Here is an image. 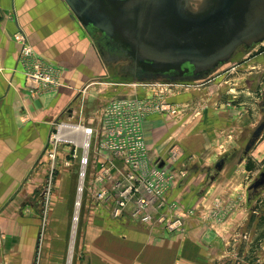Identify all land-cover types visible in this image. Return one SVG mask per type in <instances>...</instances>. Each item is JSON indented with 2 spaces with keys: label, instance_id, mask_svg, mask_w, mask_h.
Here are the masks:
<instances>
[{
  "label": "crops",
  "instance_id": "crops-1",
  "mask_svg": "<svg viewBox=\"0 0 264 264\" xmlns=\"http://www.w3.org/2000/svg\"><path fill=\"white\" fill-rule=\"evenodd\" d=\"M19 26L26 31L40 57L67 68V72L61 75L62 87L54 91H31V82L19 70V45L14 40ZM90 37L92 35L84 30L62 0H0V264L56 263L54 230L59 231L55 235L61 236L62 250H66L64 228L68 223L65 220L70 217L68 208L71 201L78 199V195L73 194V186L74 179L76 186L79 183L80 164L78 162L76 166L73 159L66 158L60 178L53 185L52 157L46 152V147L52 119L61 114L62 108L68 106L81 86L85 87L84 79L80 80L76 71L88 67V59L93 51H97ZM247 77L246 82L260 79L256 73ZM79 81L83 84L79 85ZM137 92L141 93V90ZM242 92L249 95L250 88ZM180 95L172 97V102L195 101ZM242 108L246 107L241 105ZM250 114L253 122L255 108L241 111L242 119H250ZM165 121L168 120L156 114L145 122L146 139L152 152L162 151L169 144L176 143L184 131L179 128L177 133L170 123L165 125ZM160 129L163 132L159 135ZM173 135L178 139L169 142ZM210 147H206V160L216 163L222 151L212 150L213 144ZM185 148L187 154L183 152L181 161L188 169L186 157L191 163L197 155ZM254 151L249 169L248 155L241 158V176L230 183L232 189L234 185H243L250 176L256 178L262 170L264 141ZM68 160L71 165L65 164ZM237 197L238 200L234 201L238 207L220 234L194 227L190 222L187 229L174 232L137 223L139 230L125 226L115 231L94 230L91 238L87 236V259L91 264H225L219 259H233L234 250H231L235 245L248 251L249 256L253 255L261 250V246L264 250L260 243L264 237V189L248 199V205L241 192L238 191ZM57 219L61 222H53ZM235 230L250 232H243V239H240Z\"/></svg>",
  "mask_w": 264,
  "mask_h": 264
},
{
  "label": "rangeland",
  "instance_id": "rangeland-1",
  "mask_svg": "<svg viewBox=\"0 0 264 264\" xmlns=\"http://www.w3.org/2000/svg\"><path fill=\"white\" fill-rule=\"evenodd\" d=\"M99 36V34L94 33V36L90 37V41L96 45L95 47L98 53L96 50L93 51L92 56L88 59V67L79 68L80 70L76 71L80 76V80L84 79L83 83L85 87L81 86V88L75 92L68 106L65 108L63 107L64 109L62 108V112L72 107L80 109L81 105L84 104L85 111L81 114V118L79 115H76L73 117L72 121H82L83 125L94 127L98 123L99 110L103 104V100L114 91L127 95L136 93L143 88H148L150 89V96L153 90H164L168 92L167 96L169 103L172 102V97L181 96L180 94L184 95L186 92L182 97L187 100L195 99V101L192 100L180 104H178V102L177 104L172 102L175 106L173 104H171V106L178 109L177 113L162 114V117L168 120L165 121L166 123L163 122L165 125L170 123L172 125L171 127H173L177 133L179 132V128H182L181 131L184 130L183 133L179 134L181 135L179 137L180 139L174 138L173 135L169 142L178 139L179 141L175 142L182 148L183 152L185 151L184 153L187 154L186 146L188 150L197 155V159L191 163L190 159L186 157V161L188 159V175L178 185L175 196L180 197L186 209H193L194 212L197 213V215L186 216L185 229L188 228V223L190 222V224L194 223L192 224L194 227H203L206 230H211L216 234H220L221 230L226 229L227 221L238 207V203H236L238 200V191L244 195V200H246V205H248L249 193L247 186L258 177V175L257 177L255 176L256 178L250 176V179H246L243 185H239V187L234 185L233 189L230 185L231 182L233 184L239 180L238 176H241V158L246 144L258 125L264 122V45L260 44L251 50H238L232 60L220 66L214 73L209 75V77L201 81L172 82L161 78L140 81L122 75L120 63H111L107 60L102 48L97 44ZM29 45L34 55L39 56L40 54L37 52L30 38ZM52 64L55 65L54 63ZM55 66L62 69V74L67 72L66 67ZM253 66H255L254 69ZM20 67L22 68L21 64ZM255 73L260 79L246 82V80H248L247 75H253ZM83 83L80 82L79 85ZM69 84L71 86V82ZM88 85L89 87L85 90ZM243 86H245V88H243ZM247 88H250L249 95L242 92V90H247ZM253 88L255 92L252 91ZM141 93L144 92L142 91ZM248 103L249 105H247ZM241 105L246 108L240 109ZM248 107L255 108L256 115L253 117V122H251V114L248 120L242 119L241 117V111H245ZM61 114H57V116L52 119L51 131L54 130L53 123H60L68 116L65 115V117L60 118ZM240 118L243 122H239ZM145 132L147 135V127H145ZM162 132L163 130L160 129L159 135ZM154 135L159 136L157 133ZM91 141L93 142L92 146H95L94 139ZM262 141H264V138L261 139L260 137L258 144ZM212 144L214 147L212 150L216 148L222 151L217 161L221 157H225L226 164L222 171H220L217 177L211 182V175L215 173V163L206 160V147L209 146V148H211L210 146ZM258 144H256L248 154L247 162H250L254 157L252 154L255 152L254 149H256ZM221 145H224V147H221ZM54 148L53 158L51 159L52 165L54 166L52 173L53 185L55 181L60 178L59 173L61 169L64 168L63 166H65L64 160H66V158L69 160L73 159L74 164L77 166L78 162L80 164V157L83 153L82 148H79L76 156L73 157L71 155L75 152L71 149V146L61 142H58ZM210 152L211 150L209 153ZM90 158H92L93 163L89 165L86 170L84 184L78 183L79 193L77 191L78 184L77 186L75 185L76 182L74 179L73 188L75 192L73 194L76 193L78 199L76 201L74 198L73 201H71L68 208L70 217L65 220V223H68L67 228H64L67 234L65 252L62 250L64 245L61 243V236L58 237V235H55L59 234V231L54 230L53 255L54 258L57 259L54 264H91L86 256V246L87 243H89L88 237L91 238V233L94 230L115 231L122 230L125 227L139 230L138 226L127 216L119 219L113 218L108 209L99 202L96 192L98 186L94 184L93 178V175L97 171V160L93 152H90ZM262 164H264V160L261 162V165ZM252 178H254V180H252ZM38 194H41L39 190ZM80 200L81 202L79 203ZM240 205L239 202V207ZM185 215H187V213H185ZM77 216L79 217L78 219ZM56 221L61 222V220L58 219L53 220V222ZM121 226H123L122 229ZM140 226L145 225L140 224ZM193 226L190 228L194 229ZM165 231L169 232L167 230ZM243 232L246 233L250 231L235 230V235L243 239ZM262 234L264 235V233ZM247 236L249 238V235ZM260 243L264 248V237ZM239 246L240 245L232 246L231 251L234 250L232 254L234 255L233 259L221 258L219 260L225 261V264H261L264 262V250L262 246L259 252L250 256L247 253L248 251Z\"/></svg>",
  "mask_w": 264,
  "mask_h": 264
},
{
  "label": "built area",
  "instance_id": "built-area-1",
  "mask_svg": "<svg viewBox=\"0 0 264 264\" xmlns=\"http://www.w3.org/2000/svg\"><path fill=\"white\" fill-rule=\"evenodd\" d=\"M14 38L19 44V63L25 78L31 82V91L62 87V69L34 55L21 26ZM149 90L143 88L141 92L144 93L127 95L118 91L109 94L103 100L94 127H87L82 121H72L76 115L81 118L84 104L80 109H65L60 118L68 116L60 123H53L54 130L49 134L46 152L53 158L54 146L58 142L70 145L75 152L71 155L73 157L82 148L79 173V184L82 185L86 170L93 163L90 158V152H93L97 160L93 178L98 186V200L113 218L127 216L134 223L169 232L185 230L186 216L197 213L186 209L180 197L175 196L178 185L188 175V169L181 161L183 150L177 143H172L162 151L152 152L144 129L149 117L175 114L178 109L169 103L168 92L153 90L149 96ZM92 139L95 146H92ZM86 142L89 143L87 147ZM65 164L71 165L69 160Z\"/></svg>",
  "mask_w": 264,
  "mask_h": 264
},
{
  "label": "water",
  "instance_id": "water-1",
  "mask_svg": "<svg viewBox=\"0 0 264 264\" xmlns=\"http://www.w3.org/2000/svg\"><path fill=\"white\" fill-rule=\"evenodd\" d=\"M110 62L136 80L200 78L226 64L240 48L264 43V0H62ZM19 70L23 69L19 67ZM264 131L248 140L247 156ZM226 164H215L211 182ZM264 189V166L248 193Z\"/></svg>",
  "mask_w": 264,
  "mask_h": 264
},
{
  "label": "flooded vegetation",
  "instance_id": "flooded-vegetation-1",
  "mask_svg": "<svg viewBox=\"0 0 264 264\" xmlns=\"http://www.w3.org/2000/svg\"><path fill=\"white\" fill-rule=\"evenodd\" d=\"M98 34V33H97ZM240 49H242V50H248V49H246V48H240ZM240 49H238V50H240ZM238 50L236 51V53L238 52ZM236 53H235V55H236ZM105 54V53H104ZM106 55V54H105ZM235 55L233 56V58L235 57ZM107 57V56H106ZM232 58V59H233ZM231 59V60H232ZM110 62V61H109ZM229 62V61H228ZM111 63H113V62H111ZM114 63H117V62H114ZM118 63H120V66H121V73H122V68H123V66L126 64V62H118ZM122 75H124V76H126V77H131L132 79H134L131 75H126V74H123L122 73ZM209 75H211V74H208V75H204V76H202V77H200V78H190V77H185V78H183V79H179V78H168V77H164V76H158L156 79H158V78H161V79H164V80H167V81H201V80H204V79H206L207 77H209ZM134 80H136V79H134ZM152 80H154V79H152ZM141 81V80H140ZM148 81V80H147Z\"/></svg>",
  "mask_w": 264,
  "mask_h": 264
},
{
  "label": "trees",
  "instance_id": "trees-1",
  "mask_svg": "<svg viewBox=\"0 0 264 264\" xmlns=\"http://www.w3.org/2000/svg\"><path fill=\"white\" fill-rule=\"evenodd\" d=\"M251 167V164L248 162L247 163V168L249 169ZM255 194L252 193V191L249 192V199L251 200V198L254 196Z\"/></svg>",
  "mask_w": 264,
  "mask_h": 264
},
{
  "label": "bare ground",
  "instance_id": "bare-ground-1",
  "mask_svg": "<svg viewBox=\"0 0 264 264\" xmlns=\"http://www.w3.org/2000/svg\"><path fill=\"white\" fill-rule=\"evenodd\" d=\"M23 30H24V29H23ZM24 32H25V31H24ZM93 35H94V34H93ZM25 36H27V34H26V33H25ZM75 130L77 131L78 129H75ZM88 144H89V143H87V142H86V144H85V147H87V146H88Z\"/></svg>",
  "mask_w": 264,
  "mask_h": 264
}]
</instances>
